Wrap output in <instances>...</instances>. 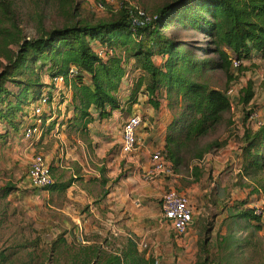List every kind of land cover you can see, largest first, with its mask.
Listing matches in <instances>:
<instances>
[{
	"label": "trees",
	"instance_id": "1",
	"mask_svg": "<svg viewBox=\"0 0 264 264\" xmlns=\"http://www.w3.org/2000/svg\"><path fill=\"white\" fill-rule=\"evenodd\" d=\"M120 1V8L108 19L93 22L74 18L62 27L41 29L33 38L23 36L10 10L11 4L2 1L1 7H5V14L12 22L11 28L0 29V36L5 43H15L18 48L12 51L6 47L3 52L7 62L0 72V125L17 126L18 119L29 114L30 105L46 86L44 73L49 77L67 76L70 65L75 63L82 68L72 81L75 128L83 135L88 134V126L94 120L92 109L98 110L102 118L117 109L131 113L141 94L158 109L160 98L165 96L168 107L174 111L165 139L168 156L176 174L191 170L194 179L199 180L202 169L193 162L227 143V140L204 142V139L225 120L228 125L233 123L226 119L233 108L227 94L235 78L231 73L233 60L240 61L238 70L242 72L248 70L245 63L255 53L264 56V0H171L152 12L153 18L144 24L133 22L135 7L131 0ZM174 22L208 39L209 45L201 47L204 56L195 53L192 43L173 39L164 32ZM100 45L114 51L105 61L97 52ZM156 57L162 58L161 64L155 61ZM218 69L227 76L225 89L205 80L208 71ZM132 74L133 81H125ZM127 89L131 92L125 100L123 93ZM254 97V83L248 81L239 91L238 104L248 106ZM255 107L244 118L238 176L249 181L252 193H260L264 188V124L256 129L247 124ZM70 185L71 181L55 182L50 189L65 191ZM247 203L242 201L235 207ZM230 216L256 222V228L262 229V218L254 214L253 207L246 206ZM4 221L0 218V238L19 239L15 232L3 235L7 231ZM24 235L23 242L0 249V264H15L13 257L19 264H46L52 260L55 264L62 261L64 264H154L156 260L152 254L140 250L130 237L116 243L106 238L109 246L105 247L99 242L69 241L65 233L58 234L48 245L39 235L34 239ZM17 248H33V251L26 257H18ZM41 256L42 260L36 262ZM205 260L223 264L209 256Z\"/></svg>",
	"mask_w": 264,
	"mask_h": 264
},
{
	"label": "crops",
	"instance_id": "2",
	"mask_svg": "<svg viewBox=\"0 0 264 264\" xmlns=\"http://www.w3.org/2000/svg\"><path fill=\"white\" fill-rule=\"evenodd\" d=\"M255 64L263 66L264 56L255 53L250 62L245 63L248 70L234 73V86L240 91L248 81L254 83L255 97L250 105L252 108L256 106L257 117L247 118V124L256 129L258 121L264 122V77L259 76V71L252 74L249 70ZM258 78L263 80L262 85ZM49 79V75L44 78L45 84ZM130 92L127 89L123 93L125 100ZM72 94L73 89L70 102H57L49 107L45 114L48 125L32 139L24 137L25 129L34 123L28 114L18 119L17 126L0 125V201L3 199L0 202V218L5 220L4 226H10L12 217H22L24 213L27 219L22 225L35 231L39 221H42L44 231L54 237L65 233L69 241L83 237L86 243L99 242L105 247L109 246L106 238L116 243L130 237L138 243L140 250L146 251L147 255L152 254L162 264H178V240L163 218L160 205L165 191L187 190L182 185L186 176L175 174L153 182L142 178L151 162V153L156 148L165 147L168 126L173 117L165 96L160 98L158 109L148 102L144 94L139 96L131 113L117 109L102 118L98 110L92 109L94 120L88 126V134L83 135L73 125L75 111ZM238 96L239 92L235 98L237 104ZM237 107L238 118H232L226 145L200 160L204 169L213 170V174H218L232 162H237L236 165L241 168L240 138L248 107L243 104ZM126 112L130 115L140 113L144 118L137 133V150L127 156L121 151L122 125L129 117ZM232 128H237L239 143L229 135ZM37 153L43 154L51 164L56 183L71 181L65 191L31 186L28 170L32 157ZM198 165L202 168V164ZM195 181L201 183L202 179ZM191 185L193 187L195 183ZM138 200L142 201L141 206L136 205ZM143 243L147 244L146 248Z\"/></svg>",
	"mask_w": 264,
	"mask_h": 264
},
{
	"label": "rangeland",
	"instance_id": "3",
	"mask_svg": "<svg viewBox=\"0 0 264 264\" xmlns=\"http://www.w3.org/2000/svg\"><path fill=\"white\" fill-rule=\"evenodd\" d=\"M2 1L11 4L10 10L15 16V22L21 29L23 36L27 38L36 37L41 29L49 30L62 27L71 21L73 22L74 18L93 22L102 18L108 19L112 13L118 11L121 5V1H119L115 5L107 4L104 8H98L97 0H0V29L11 28L12 22L8 20V15L5 14V7H1ZM169 1L171 0H131V3L134 6L146 9L151 14L159 6ZM73 9H76L75 13H73ZM9 15L11 16V14ZM164 32L173 39L192 43L193 50L198 56H204L201 47L209 45L208 39L204 35L190 28L185 29L178 22L172 23L169 28L164 29ZM6 47L12 51H16L18 48L15 43H5L0 36V72L7 62L3 53L4 49H7ZM212 57H215V55H212ZM155 61L161 64L162 58L156 57ZM259 68L264 71V65L258 64L252 65L249 70L252 74L259 71V76L263 75L264 77V72H261ZM236 72L239 73L240 71L232 67L231 73ZM133 73L136 74L135 71ZM46 76L47 74L44 73V78ZM205 80L221 89L227 88L228 79L223 70L208 71L205 74ZM234 80H236V76L229 87L236 84ZM258 80L262 85L263 80L261 78H258ZM165 100L168 104L169 101L166 98ZM236 102L235 100L233 103L234 108L226 115V119L232 120L234 117L237 120L238 104ZM251 106H246L248 107V109H245L246 113L252 109ZM170 111L174 116V111ZM125 115L129 116L130 114L126 112ZM228 131L229 125L225 120L215 132L204 139V142L215 139L225 141ZM230 131L229 135L233 136L232 138H235L234 140L239 143L237 128H232ZM195 164H202L201 183H196L195 180L188 178H195L193 171L187 170L183 173L187 178L183 179L182 185L187 190L181 189H184L182 192L190 198L195 214L190 233L178 242L179 253L177 257H180L178 264H212L205 260L207 256L213 261H222L223 264H264V222L262 221L263 226L259 230L256 228V222L235 219L230 216L231 213H237L238 210H242L246 206L253 207L255 204L264 203V188L261 189L260 193H252V187L248 186L249 181L246 179L241 180L238 176L240 171L237 170L241 168L236 165L237 162H232L231 165L228 164L218 174H213V170H205L201 161L193 162V165ZM192 183H195V186L191 187ZM242 201H248V203L236 208L235 204ZM0 202L2 203L3 199ZM45 214L46 212L42 213V216L45 217ZM26 219L24 213L22 217L18 215L12 217V222L8 219L11 225L7 227V231L3 235L15 232L19 235L17 237L20 238L14 240L0 238L1 250L9 249L16 242H23L24 239L21 238L24 234V236H29V239H34L39 235L38 237L46 245L55 238L50 232L44 231L46 229L42 221H39L36 231L34 228L23 226L22 223ZM225 237H227L226 241ZM17 251L18 257L22 255V257H26L28 252L33 251V248L28 250L17 248ZM13 258L15 264H19V261L15 257ZM41 260L42 256L36 262ZM46 264H55V262L54 260L47 261ZM62 264H64V261H62Z\"/></svg>",
	"mask_w": 264,
	"mask_h": 264
},
{
	"label": "built area",
	"instance_id": "4",
	"mask_svg": "<svg viewBox=\"0 0 264 264\" xmlns=\"http://www.w3.org/2000/svg\"><path fill=\"white\" fill-rule=\"evenodd\" d=\"M120 0H97L96 4L98 8H104L107 4L115 5ZM135 14L132 15V20L136 24H144L150 21L153 17L147 13L144 9L134 6ZM97 52L103 61L107 56L112 55L114 51L108 47L100 45L97 47ZM240 61L233 60L232 67L238 69ZM82 71V68L75 63H72L69 68L67 76L60 75L56 77H49L46 82V86L43 89L40 97L34 101L29 107V116L33 118L34 123L29 125L24 132L26 139H32L36 135H40L45 130V125H48L49 120L45 114L49 111V107L54 103H68L71 101L72 81ZM133 74L125 81H132ZM238 89L235 86L230 87L227 90L228 96L232 102L236 100ZM257 112L254 111L251 114V119H256ZM143 124V118L140 113H133L124 121L122 125V145L121 151L124 155H132L138 147V129ZM258 124H264V122L258 121ZM175 170L173 162L168 156V152L165 147L156 148L151 153V162L149 166L144 170L142 178L147 182H153L157 178H167L175 176ZM28 178L32 187L37 189H49L54 183L51 164L47 161L46 157L41 154H35L30 162L28 170ZM137 206L142 205V201L136 202ZM161 212L163 218L170 224L175 233V237L180 242L182 238H185L191 230L194 221V208L191 204L190 198L176 189H170L165 191L161 196ZM254 214L260 216L264 222V203L255 204L253 206ZM79 241L85 243L83 237L79 238ZM143 247L146 248L147 244L143 243ZM154 264H162L159 259H156Z\"/></svg>",
	"mask_w": 264,
	"mask_h": 264
}]
</instances>
